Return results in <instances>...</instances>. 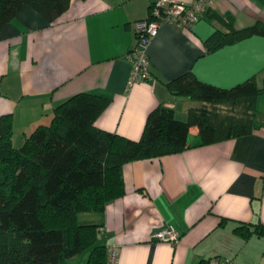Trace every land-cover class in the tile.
<instances>
[{
	"label": "crops",
	"instance_id": "0c3cea01",
	"mask_svg": "<svg viewBox=\"0 0 264 264\" xmlns=\"http://www.w3.org/2000/svg\"><path fill=\"white\" fill-rule=\"evenodd\" d=\"M157 0H70L48 23L22 7L0 30V116L11 115L18 146L53 108L82 91L111 97L95 119L99 128L138 139L148 112L157 105L186 119L198 102L172 93L166 82L191 71L198 79L230 87L264 70V36L252 35L208 51L205 40L230 14L243 28L264 22V0H211L191 26L162 22L146 48L149 75L128 85L127 52L136 42V21ZM189 5L192 0H174ZM165 3L164 6H167ZM124 193L89 219L101 222L100 240L117 246L115 264H264V235L244 239L234 226L264 224V94L256 99L251 132L200 144L189 127L187 146L175 153L137 159L122 166ZM224 219V221H221ZM222 222V223H221ZM164 225L178 241L152 238ZM81 252L65 264H85ZM80 258V261H79Z\"/></svg>",
	"mask_w": 264,
	"mask_h": 264
},
{
	"label": "trees",
	"instance_id": "16d2710c",
	"mask_svg": "<svg viewBox=\"0 0 264 264\" xmlns=\"http://www.w3.org/2000/svg\"><path fill=\"white\" fill-rule=\"evenodd\" d=\"M69 3L0 0V30L24 6L51 23ZM211 16L225 28L205 40L208 51L264 36L262 21L236 28L230 14ZM166 86L198 104L187 109L184 120L176 118L172 108L157 105L146 115L138 139L95 125L111 100L97 92L82 91L62 100L50 121L37 125L18 146L12 142L11 115L0 116V264H65L83 251L85 264H105L106 244L99 242L102 224L86 214L102 213L124 193L122 166L183 150L191 125L197 126L202 145L251 132L256 99L264 94V70L259 81L252 76L230 87L204 82L186 71ZM234 231L244 239L264 235V224L239 223ZM199 264L209 263L205 259Z\"/></svg>",
	"mask_w": 264,
	"mask_h": 264
},
{
	"label": "built area",
	"instance_id": "2783aa9c",
	"mask_svg": "<svg viewBox=\"0 0 264 264\" xmlns=\"http://www.w3.org/2000/svg\"><path fill=\"white\" fill-rule=\"evenodd\" d=\"M211 0H192L185 5L174 0H157L150 9L146 18L136 21V42L127 52V59L131 63V71L128 85L144 81L148 78V58L146 48L151 38L156 34L162 22H176L182 26H191L196 22L205 7ZM168 3L167 6H164ZM152 238L168 241L174 244L178 241L179 233L170 225H164L152 232ZM105 264H115L117 261L118 249L114 244H106ZM216 264H236L231 258L218 260Z\"/></svg>",
	"mask_w": 264,
	"mask_h": 264
},
{
	"label": "rangeland",
	"instance_id": "374dc122",
	"mask_svg": "<svg viewBox=\"0 0 264 264\" xmlns=\"http://www.w3.org/2000/svg\"><path fill=\"white\" fill-rule=\"evenodd\" d=\"M91 215H92L91 213L86 214V217H90ZM86 253H87V251H83V252H81V253L79 254L80 258L83 257V256H85ZM80 258H79V261H80Z\"/></svg>",
	"mask_w": 264,
	"mask_h": 264
}]
</instances>
